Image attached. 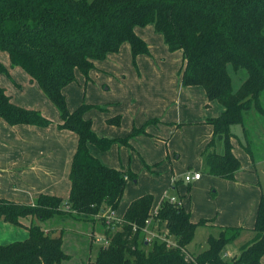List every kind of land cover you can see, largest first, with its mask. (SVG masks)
<instances>
[{
    "label": "trees",
    "instance_id": "16d2710c",
    "mask_svg": "<svg viewBox=\"0 0 264 264\" xmlns=\"http://www.w3.org/2000/svg\"><path fill=\"white\" fill-rule=\"evenodd\" d=\"M149 25L161 35L169 53H182L181 85L201 87L208 103L223 108L218 117L205 121L212 127V136L201 157L207 175L234 180L240 164L232 153V129L243 127L244 114L251 109L264 115L260 105L264 92V0H0V53L8 56L11 68L25 72L57 110L61 121L57 128L77 137L66 200L40 195L27 205L0 199V221L27 232L25 240L0 245V264H62L69 260L63 250L62 231L55 235L57 232L33 222V218L45 222L54 217L100 223L109 243L100 246L87 264L261 263L264 194L259 198L253 238L230 260L224 254L240 229L220 228L216 236H208L205 250L189 254L187 247L196 229L208 221L191 222L182 206L167 199L151 214V194L131 201L119 222L106 223V213L117 211L126 184L135 181V174L103 165L90 154L88 145L103 152L116 142L127 146V140L144 134L146 125L155 121L134 128L124 139L98 137L91 120L84 118L97 107L82 103L70 112L63 90L75 80L76 71L87 82L94 63L116 54L125 43L133 65L139 55L149 56L147 44L134 32ZM229 68L235 75L245 73L236 89ZM0 73L9 77L1 63ZM0 120L9 126L45 128L51 124L39 111L14 104L1 86ZM107 123L118 126L120 117ZM217 142L222 145L221 152L215 151ZM241 146L251 154L249 145ZM29 218L28 223L25 220ZM149 219L161 238L148 242L142 229ZM165 241L172 245L167 247Z\"/></svg>",
    "mask_w": 264,
    "mask_h": 264
},
{
    "label": "crops",
    "instance_id": "0c3cea01",
    "mask_svg": "<svg viewBox=\"0 0 264 264\" xmlns=\"http://www.w3.org/2000/svg\"><path fill=\"white\" fill-rule=\"evenodd\" d=\"M144 28L154 32L153 26L151 25ZM144 28H135L134 32L147 44L149 56L139 55L137 59H141L142 56L149 58L152 55H150L151 51L147 41L138 33L139 29ZM158 36H160L163 43L161 35L158 34ZM122 46L125 45L123 44ZM127 46L129 48L128 44ZM164 49L168 52L165 45ZM175 53L177 54L174 64L172 65L173 74L177 75L180 82L178 72L181 66L182 53L180 51ZM113 55L114 54H109L107 58ZM161 61H163V59H161ZM0 63L7 69L10 77L0 73V86L5 89L11 101L19 107L39 111L51 121L49 126L41 128L25 125L9 126L0 120V199L27 205H32L40 195L54 196L66 200L70 190L68 175L71 160L76 149L77 137L70 131L59 130L57 128V125L61 123L57 110L42 94L38 85L29 81L25 72L26 76L17 71L19 68L10 67L9 58L5 53H0ZM95 64L96 62L90 74L98 70ZM15 77H18L20 82H17ZM180 86H182L181 82ZM171 87H173V84ZM183 88L188 91H179L180 95L178 96L177 104L180 106L187 107L190 105L193 107L195 103L197 107L201 108L202 114L196 118V120L180 122L179 124L168 122L161 116V113L164 111L158 110L159 108H154L155 106L153 105L150 106L151 109L149 112H144L135 116V120H131L130 128L127 129L122 126L123 117L118 113L117 108H109L107 111H102V123L97 127L90 116L91 112L95 110L92 109L86 112L84 118L91 120L93 132L98 137L102 138L124 139L130 135L134 128L139 129L151 120H154L155 123L146 125L144 134H139L127 140V146L116 142L111 145L109 150L103 152L94 145L89 144L88 150L90 154L103 165L123 172H131L130 166L128 165L131 160H134L132 156H137L139 159L141 158L138 154L141 142H146L147 140L148 144H150L151 140L149 137L152 136L160 144L167 142L166 146L168 148L170 138L163 136L160 130L169 128L177 132L179 126L182 125L184 129L181 131L182 134H185V137L190 135L193 138L191 142L185 141L179 144L178 147L172 146V148L170 147V152L167 148L166 151H163L161 148L157 153L156 159L150 162L151 164L154 163L152 165L150 164V168H153L151 172L156 170L160 171L161 166H166L164 163L165 161L161 162L160 160L163 159L165 155H168V160L169 153H171L172 158L174 157L178 161L177 163H181L179 171H181L182 180L173 175L172 169L169 175L171 177L170 183L173 192L171 193V190H169L164 193L162 197L158 198V200L151 194L154 199L151 212L157 210L163 199L167 197L175 198L181 203L184 210L189 213L191 222L197 223L200 220L208 221L207 224L203 226L206 233L204 240H202L204 242L200 241L201 245L202 243L206 244L209 235L216 236L220 228L240 229L238 237L232 242L235 249L230 253L225 251L224 254L225 258H236L241 248L248 244L253 238L252 228L255 222L257 206L261 194H264V184L263 182L261 184L259 176V174H262L264 178V160L256 161L254 156L256 149L255 145L259 139V133H254L253 137H255V139L251 140L252 132H249L253 124L259 125L261 122L263 123L264 115L251 109L244 114L243 127L236 126L232 129L234 134V138L231 140L232 153L240 164L238 171L234 175V180L228 181L209 176L206 174V170H203V159L201 157L202 151L212 136V127L205 124V121L210 118L218 117L223 111V108L216 102L208 103L205 92L201 87L190 86ZM67 91L66 88L63 90L65 98H67ZM263 94L260 97V105L264 111ZM170 102H174V97H170ZM86 104L92 105L89 102ZM67 108L70 112L74 111L72 108H69L68 105ZM165 108L166 106L162 105V110ZM117 116L120 117L118 126L109 125L107 123V120ZM247 123L249 124L248 130ZM235 128L238 130L235 131ZM238 135L243 137L245 141H247L248 138L247 143H251V148L249 147L251 151L250 155L243 150L241 146L243 144L239 140ZM182 150L185 155L182 154ZM215 151H222L221 143L217 142L215 144ZM146 158L149 157L146 156ZM260 168L263 173L259 170ZM195 172L201 174V178L198 181L192 182L190 185L183 181L187 173ZM192 185H194V189L191 194ZM213 185L217 187L218 192L219 188L222 190L220 192L221 195L211 190L210 195L206 194L205 203L201 204L195 196L196 192L203 189L206 193L208 188ZM145 194L148 193L135 196L131 200L125 202V204H122L121 201L117 211L114 213V219L120 221L129 203ZM213 195H215L214 198ZM10 226L9 224L0 222V230H9L14 234L17 227ZM42 227L45 230H51V228H45L43 225ZM199 229H196L195 233H197ZM22 231V233H18V236L22 240H25L27 232L25 229H22ZM97 235L99 234L94 232L91 236ZM64 244L65 243H63V248ZM260 264H264V255L261 258Z\"/></svg>",
    "mask_w": 264,
    "mask_h": 264
},
{
    "label": "rangeland",
    "instance_id": "374dc122",
    "mask_svg": "<svg viewBox=\"0 0 264 264\" xmlns=\"http://www.w3.org/2000/svg\"><path fill=\"white\" fill-rule=\"evenodd\" d=\"M138 33L147 41L151 51L150 55L152 54L153 56L151 55L149 58L142 56L141 59L136 58L135 65H133L129 48L127 44H124L125 46H122L113 56L106 57L107 59L105 58L106 60L104 59L105 61L103 62H96L95 65L98 70L90 74L87 82H85L82 74L76 71L75 80L66 88L68 90L66 93L68 107L75 110L76 107L78 108L79 104L81 105L82 103L86 104L89 102L95 105L97 108H95L94 112H91L90 116L97 127L102 123V111H107L109 108H117L118 113L123 117L122 126L127 129L130 128L131 120H135V116L144 112H149L151 109L150 106L153 105L155 106L154 108H159L158 110L164 111L161 113V116L168 122L179 124L180 122L196 120V118L202 114L201 108L197 107L195 103L193 107L190 105L186 107L177 104L178 96L180 95L179 91H188L180 86L177 75L173 74L172 65L174 64L177 53H168L164 49L162 40L157 33L147 28L139 29ZM161 59H163V61H161ZM17 71L26 76L22 70L18 69ZM229 72L232 76L233 88L236 89L238 84L242 81L240 77L244 78L245 73L239 72L238 75H235L230 68ZM15 79L17 82H20L18 77H15ZM172 84L173 87H171ZM171 96L174 97V102H170ZM263 97L264 94L262 98ZM162 105L166 106L163 110ZM248 128L249 124L247 123V130ZM178 129L177 132L169 128L160 130L163 136L170 138L168 148L166 146L167 142L160 144L152 136L149 137L151 140L150 144H148L147 140V143L141 142L138 151L141 158L139 159L137 156H132L134 160H131L128 165L130 166L131 172L135 174V181L130 180L127 182L121 200L122 204L144 193L152 194L155 199L158 200L164 193L171 190L172 185L170 183L171 177L169 174L172 172V169L173 175L182 180L181 171H179L181 163H177L178 161L174 157L172 158L171 153H169L168 160V155H165V157L160 160L161 162L165 161L164 163L166 164V166L160 167V171L156 170L151 172L153 168H150V162L156 159L157 153L161 148L163 151H166L167 148L170 152V147L172 148V146L178 147L179 144L185 141L191 142L193 138L190 135L185 137V134H182L181 131L184 130L183 126H179ZM234 130L237 131L238 129L235 128ZM249 132H252L251 140L255 139V137H253L254 133H259V139L255 145L256 149L254 156L256 161L264 160V121L259 125L253 124ZM238 138L242 144H247L251 148L250 142L246 143L240 135H238ZM182 154L185 155L183 150ZM146 156L149 158H146ZM203 167V170H206L204 164ZM259 170L261 171L262 169L260 168ZM259 176L261 184L262 182L264 184L262 174H259ZM193 189L194 185H192L191 194ZM211 190H214L216 193L218 192L217 187L214 185L210 186L206 193L203 189L196 192L195 196L201 204L205 203L206 194L210 195ZM221 191L222 190L219 188L218 193L220 195ZM172 192L171 190V193ZM214 197L215 195H213V198ZM29 220L30 218L25 221L29 223ZM33 222L34 224H41L45 228H51L52 231L57 232L55 235H58V232L62 231V240L63 243H65L63 250L70 256L69 260L64 261L62 264H87L89 257L90 259H94L100 247L99 244H95L92 241L91 236L94 232L103 236L102 228L98 221H75L70 218L54 217L45 222H40L38 219L33 218ZM197 229L199 230L195 233L192 242L187 248L189 254H198L207 248L205 243L201 245V242H204L202 240H204L206 233L204 227L200 226ZM15 231L16 232L13 234L9 230H0V244L6 245L22 240L18 236V233L23 232L22 229L17 228ZM233 245V243L228 245L226 251L229 253L233 252L235 249ZM226 259L230 260L229 258Z\"/></svg>",
    "mask_w": 264,
    "mask_h": 264
},
{
    "label": "built area",
    "instance_id": "2783aa9c",
    "mask_svg": "<svg viewBox=\"0 0 264 264\" xmlns=\"http://www.w3.org/2000/svg\"><path fill=\"white\" fill-rule=\"evenodd\" d=\"M200 178H201V174L199 172L187 173L184 176L183 181L185 183H187L188 185H190L192 182L198 181ZM167 200L171 204H176L178 206H182L181 203L173 197L167 198ZM155 213H156V211H153L151 214H155ZM105 220H106V223H109L111 221L119 222L118 220L114 219V213L113 212L106 213ZM152 223H153L152 219L145 221V226L142 229V232L145 235V240L148 242L155 239V238L156 239L161 238L160 236H158V233L155 231L156 228H151ZM133 230H135V228ZM162 239L164 240V238H162ZM93 242L95 244H99L100 246H107L109 243V241H108V239H106V237L100 236V235L93 236ZM165 242H166L167 247H170V245H172V243L169 241H165Z\"/></svg>",
    "mask_w": 264,
    "mask_h": 264
}]
</instances>
